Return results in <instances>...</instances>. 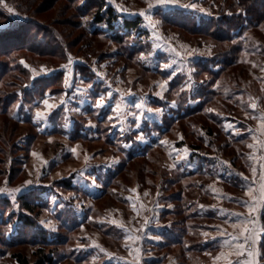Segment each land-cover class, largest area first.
Wrapping results in <instances>:
<instances>
[{"label":"rangeland","instance_id":"obj_1","mask_svg":"<svg viewBox=\"0 0 264 264\" xmlns=\"http://www.w3.org/2000/svg\"><path fill=\"white\" fill-rule=\"evenodd\" d=\"M104 1L119 14L116 31H126L125 18L140 16V27L118 41L93 21L95 0L0 4V29L27 36L24 48L0 50V264H21L18 254L30 264L44 255L46 264H264L259 201L254 256L235 255L232 240L243 242L232 225L250 218L249 189L259 196L264 185V0L255 3L260 18L244 0L151 10L146 0ZM43 99L55 105L50 113ZM140 99L145 109L134 107ZM222 252L228 258L215 259Z\"/></svg>","mask_w":264,"mask_h":264},{"label":"snow or ice","instance_id":"obj_2","mask_svg":"<svg viewBox=\"0 0 264 264\" xmlns=\"http://www.w3.org/2000/svg\"><path fill=\"white\" fill-rule=\"evenodd\" d=\"M4 3V0H0V4H3ZM179 3V0H146V4H147V9L148 10H151L153 9L154 7H156L157 5H170V4H177ZM5 7H7V5H4ZM185 7H191V8H196L197 5L196 4H188V5H184ZM8 11L9 12H13L14 9L12 8H8ZM201 11H204V9H201ZM140 14L141 15H144L146 19H150L149 15H148V12L145 11V10H140ZM87 19V18H85ZM155 24H152V27L155 28ZM197 51V49H193L192 52H189L188 55L191 56L193 54V52ZM208 54L211 55V48L208 49ZM153 53L152 52H149L148 53V56H152ZM140 58L141 59H147V57H145L144 53H141L140 54ZM67 60H68V63H71L72 62V58L71 56L69 55L67 57ZM164 67H169L170 65L168 64H165L163 65ZM62 67H67V65H63ZM41 70L42 71H47V72H50V71H54L53 69H46L44 68L43 66H41ZM264 70V69H262ZM195 70L194 69H189V73H188V82H186L185 84V87L188 88L189 90L192 89L193 85H194V80H193V72ZM100 75H103V73H100ZM171 78V77H170ZM164 84L167 83V81H164L163 82ZM163 86V85H162ZM89 88L91 87V85L88 86ZM80 91H83V89H79ZM183 90V89H181ZM129 94H131V89L128 90ZM112 95L111 92H108L105 95H100L97 97V100H96V107H102L104 105V103L106 102V99L107 98H110ZM157 95H162V93H157ZM42 103L46 106V108L44 109V112H47V113H50L51 110L55 107V105L49 103V100L48 99H43L42 100ZM174 103V102H173ZM134 107L136 109H139V110H142V109H145L147 107L146 105V102L144 99H140L138 102L135 103ZM250 107L255 109L257 108V104L255 102H252L250 104ZM147 110L149 112L151 111H155L157 113H160L161 112V109L159 108H156V109H151V108H147ZM115 111L116 113L121 117V118H124L125 117V112L121 110V104L118 102L116 105H115ZM136 117V121L137 123L135 124V126L137 128L140 127V124H139V121L141 120V118L144 117V112L143 111H139L138 113H133ZM43 115V113L41 112L40 109H37V112H36V116L37 118L41 117ZM111 119V118H110ZM261 121H262V127H264V114L261 115ZM89 124H91V121H89ZM138 140H143L144 139V135L143 133H141L140 135H138L136 137ZM51 139V138H50ZM249 147H252V145H249ZM72 151L75 152L76 149L75 148H72ZM188 154V149L187 147L184 149V155L186 156ZM33 155H37L36 153H33ZM88 157H85V160L87 161ZM178 159H179V156H178ZM114 163L116 162L115 160L113 161ZM223 163L225 164H228L229 162L228 161H224ZM173 167H175V165H173ZM255 171V169L253 170ZM32 181H26L25 184H31ZM93 183H95V181L93 180ZM22 189L21 188H16V189H11V190H8L10 192H19L21 191ZM6 190L4 188H0V192H5ZM249 194L251 195V200H252V203H249L248 201H244V205L246 207L249 208V215H250V218L249 217H244V216H238L237 220L235 223H233L232 227L233 228H236L237 225H240L242 226V236H243V242H239L241 237L240 235H237V236H233L232 237V240L234 241H237V244H236V252H235V255L237 256H243L245 254V252H247V255L249 257H253L254 256V252L249 250L248 246L250 245V243H254L255 241V233H256V228H255V224H256V217L254 215H252L253 213H255L257 211V201H259V203L261 205H264V185L261 186V189H260V194L259 196L257 195H253L251 193V189H249ZM53 199H55V197H53ZM13 200H15V196H13ZM169 207H171V205H169ZM41 223H45V221H41ZM113 224H117L118 221H116L115 219L112 221ZM148 223H150L149 221V218L148 217H145L144 218V224L141 225L142 228L144 227H147ZM48 226L49 227H53V225L51 224L50 221L47 222ZM121 227H124L122 224L120 225ZM261 232H264V226L261 227L260 229ZM207 235V234H205ZM221 235H228L226 232H223L221 233ZM128 239H135V240H140L142 237L140 235H136L135 237H127ZM155 239H160V237H155ZM95 243V242H94ZM225 244L228 245L229 247L231 246L230 242L228 241H225ZM81 247H83V245H81ZM102 251H104V249H101ZM137 251V255H139V252H140V249L137 248L136 249ZM109 255H112V254H109ZM221 256H225V254L222 252L220 253L215 259H220ZM225 258L227 259L228 257L225 256ZM229 264H233V262L231 260H229ZM235 264H240L239 261H236ZM247 264H259V262L257 260H249L247 262Z\"/></svg>","mask_w":264,"mask_h":264},{"label":"trees","instance_id":"obj_3","mask_svg":"<svg viewBox=\"0 0 264 264\" xmlns=\"http://www.w3.org/2000/svg\"><path fill=\"white\" fill-rule=\"evenodd\" d=\"M256 1L258 2L259 0H244L245 3L246 2L248 3V5L244 7V10L248 15L255 16L256 18H260L263 14L259 10V8L255 6ZM92 7L94 9L89 12L93 14V21L97 24H105L107 27H109L110 30L116 31L115 21L119 18V14L115 11L114 7L108 5L104 0H98V1L95 0V4L91 3V8ZM86 9H88V7H86ZM141 22H142V18L140 16H137L135 18H125L123 21V25L126 31L124 33H120V31H116L114 32L115 33L114 36L117 38L118 41H122L124 39V34L125 33L129 34L131 30L139 28ZM21 31H22V27H20L19 29H12V28L0 29V50L7 49L5 48V45L8 42H12V43L15 42V44L20 43L18 45L11 46V49L24 48L27 44L26 43L27 36L24 31L22 32ZM16 34L19 35V40ZM30 46H33V43L32 44L30 43ZM8 50H4V51L9 52ZM25 205L28 208H32V206L28 201H25ZM26 221L30 222V219H26ZM17 256L21 264H30L26 257H23L21 254H18ZM45 260L51 262V258H47L46 255H44V258L39 259L36 262V264H46Z\"/></svg>","mask_w":264,"mask_h":264}]
</instances>
